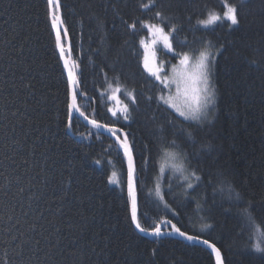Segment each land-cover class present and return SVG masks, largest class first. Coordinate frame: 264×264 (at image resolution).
<instances>
[{
    "label": "trees",
    "instance_id": "1",
    "mask_svg": "<svg viewBox=\"0 0 264 264\" xmlns=\"http://www.w3.org/2000/svg\"><path fill=\"white\" fill-rule=\"evenodd\" d=\"M59 3L68 29L62 41L79 65L76 104L85 117L127 134L141 225L151 230L170 220L214 245L223 264H264V253L250 248L255 229L264 231V0H155L147 9L141 4L152 0ZM225 3L237 7V25L198 24L223 13ZM156 11L168 17L169 26L176 24L177 53L216 51V103L212 117L195 128L194 142L181 133L188 125L180 119L174 135L165 124L171 111L157 105L162 86L145 72L139 45L147 30L132 36L123 23L135 17L158 22ZM160 59L167 74L179 57L167 52ZM133 91L136 104L126 95ZM68 103L47 0H0V264H215L201 245L136 233L122 151L75 116L67 129ZM125 104L131 111L127 121ZM120 132L115 135L122 140ZM165 137L188 154V171L202 177L187 199L178 175L165 172L158 183L161 156L174 151ZM113 172L115 185L108 182ZM220 179L242 198L230 213L229 203L213 193ZM198 202L203 211H197ZM248 204L254 224L236 214ZM161 228L169 230V224ZM25 239L30 242L17 247Z\"/></svg>",
    "mask_w": 264,
    "mask_h": 264
},
{
    "label": "snow or ice",
    "instance_id": "2",
    "mask_svg": "<svg viewBox=\"0 0 264 264\" xmlns=\"http://www.w3.org/2000/svg\"><path fill=\"white\" fill-rule=\"evenodd\" d=\"M154 4L155 0H152L151 5L142 3L141 7L147 9L150 6H154ZM47 7L49 9L51 26L55 30V47L59 53L60 60L63 62V68L67 74L68 89L71 93V102L67 104V123L65 125L67 129L71 130L73 127L74 113L84 116V113L80 111L76 104V97L78 94L76 89L79 86V65L74 61L70 64L69 59L67 58L70 53V49L66 50L62 41V35L64 38H67L68 29L64 27V20L62 19L61 15H59L61 7L59 0H47ZM224 7L225 11L223 12V16L212 13L208 15L206 19L199 20L198 24L203 27H207L209 25L215 24L218 21L226 20L230 22V25H237L239 23L237 7L229 3H225ZM154 19L158 22L142 20L139 17H135L132 19L131 23H129L127 20L123 21V23L126 25L129 34L132 36L137 35L142 30H147L146 37L140 38L139 45L144 50L143 68L145 72H147L149 77L154 78V80L158 82L160 86H162V94L156 98L157 105L158 107L160 105H166L167 108L165 111H167V109H171V112L168 113V118L166 119L165 124L174 130L173 134L175 135L177 119H180L181 124L186 123L188 125V129H181V133L185 135L187 141L194 142L195 128L199 127L202 122L208 118L209 112L215 107L216 92L211 83V68L216 60V55L212 53L210 47L205 48L199 52L196 62L193 63L192 58L187 52L180 54L175 51L173 40L174 34L178 31L176 24L173 23L169 26L166 23L168 17H165L161 11L155 12ZM62 28L63 33H61ZM165 28H168V31H165ZM160 44L163 45V48L166 49L168 53H172L173 57H179V63L177 65H173L172 67L171 76L164 74L165 66L163 64L155 63L156 46ZM21 79H23V77H21ZM173 84L176 85L175 94H172L171 92V86ZM24 86L26 88L31 87V85L27 83ZM164 89H168L167 95L163 94ZM126 95L132 104L137 103L134 91L127 92ZM148 99L151 100L152 97H149ZM109 111H112V109H109ZM173 113L175 114L174 116ZM12 114L14 116L17 115L15 112ZM112 114L113 116L117 115L116 112H113ZM122 115L125 121L131 118V111L128 104L123 106ZM85 119H87V117H85ZM153 119H155V117H153ZM89 123L93 126V128L96 129L106 127L105 125L97 123L96 120H90ZM107 130L113 134L119 132V129L113 130L108 128ZM160 131L162 133L165 131V125L162 124L160 126ZM164 141L167 143L169 148L174 149V151H169L166 153L168 157V166H170L182 177L184 181V196L187 199L191 196V191L195 190V188L200 185L202 182V177L201 175L197 174L195 169H193L191 172L188 171V167L191 163L188 154L182 151L181 146L176 143L175 139L167 141L165 137ZM116 142L119 144L120 149L123 150L124 155L127 158L128 196L131 201L132 223L135 225L138 231L145 233L146 235H153L156 237L165 235L159 224L155 228L148 230L144 228L139 222L137 218L135 192L136 165L133 159L132 149L127 139V134H124L123 140H121L119 135H117ZM203 147L204 146H202V148ZM97 163H99V161H97ZM164 169L165 165H161L162 174L164 173ZM115 177L116 173L113 172L108 178V182L117 183ZM209 182L211 183V181ZM20 191H23V189H20ZM213 193L214 196L216 194L220 195L222 203L225 201L229 203L230 207L226 209V211L229 213L232 211L231 206H238L242 202V198L240 194L236 192L233 184L223 179L218 180V186L213 188ZM156 194L161 199H163L159 185H157ZM164 206L167 208V203H165ZM197 211H203V206L199 202L197 203ZM176 214V212H173V215ZM236 214L241 218L242 221H246L249 224L255 223V217L252 213L250 204L242 208L237 207ZM162 223L171 224V232L167 233L168 235L176 233L189 241L198 239L197 236L186 234L170 220H165ZM204 227L210 228L211 225H204ZM255 232L258 233V235L250 237V240H255V243H252L250 248L257 253H264V231L257 227ZM21 235H23V233ZM16 239V236H12V240ZM29 242V239H25L20 244H18L17 247L23 248ZM35 243L38 245L39 240H36ZM203 243L207 244L208 247L211 248L215 253L216 264H221V254L219 250L214 245L209 244L207 240H204Z\"/></svg>",
    "mask_w": 264,
    "mask_h": 264
},
{
    "label": "water",
    "instance_id": "3",
    "mask_svg": "<svg viewBox=\"0 0 264 264\" xmlns=\"http://www.w3.org/2000/svg\"><path fill=\"white\" fill-rule=\"evenodd\" d=\"M59 15H61V13H60V11H59ZM50 18V17H49ZM53 33H54V37H55V30L53 29ZM61 33H63V28L61 29ZM63 36V35H62ZM66 40H67V38H65ZM67 42V41H66ZM68 49V43H67V46H66V50ZM58 52V51H57ZM58 55H59V53H58ZM67 58L69 59V63L71 64L72 63V58H71V54L69 53V55L67 56ZM62 62V61H61ZM62 65H63V62H62ZM65 75H66V78H67V74H66V72H65ZM69 90V89H68ZM69 102H71V93L69 92ZM74 116L76 117V118H78L84 125H86V126H88V127H90V128H92V129H94V130H96V131H98V132H100L101 134H103V135H105V136H108L115 144H116V146L120 149V147H119V144H117V142H116V135L115 134H113L112 132H109L107 129L108 128H111V129H113V130H116L115 128H113V127H109V126H106L105 128H101V129H96V128H93V126L89 123V121L91 120V119H89V118H87V119H85V116H80L78 113H74ZM100 124V123H99ZM120 132V131H119ZM121 134H122V137L124 138V133H122V132H120ZM123 140V139H122ZM121 151H122V153H123V155H124V152H123V150L122 149H120ZM124 157H125V161H126V166H127V186H128V164H127V158H126V156L124 155ZM135 192H136V187H135ZM137 206H138V204H137V195H136V210H137ZM130 207H131V201H130ZM130 211H131V208H130ZM130 214H131V212H130ZM132 221V220H131ZM165 221V220H164ZM163 222V221H162ZM160 223L159 225L160 226H162L164 223ZM132 225H133V228H134V230L136 231V233L139 235V236H141V237H155V236H153V235H146L145 233H141L140 231H138L137 229H136V227H135V225L132 223ZM164 233H165V235H162V236H160V237H165V238H173V239H176V240H179V241H182V242H187V243H191V244H197V245H201V246H203V247H205V248H207L208 250H209V252L211 253V255H212V257H213V260H214V263L216 264V255H215V253L212 251V249L211 248H209L208 247V245L207 244H204L203 243V239H201V238H198L197 240H193V241H189V240H187V239H185L184 237H181V236H179L178 234H176V233H172L171 235H168L167 233H170L171 232V224H169V230H166V231H163ZM189 235V234H188ZM210 244V243H209ZM221 258V257H220ZM221 264H223L222 263V258H221Z\"/></svg>",
    "mask_w": 264,
    "mask_h": 264
},
{
    "label": "rangeland",
    "instance_id": "4",
    "mask_svg": "<svg viewBox=\"0 0 264 264\" xmlns=\"http://www.w3.org/2000/svg\"><path fill=\"white\" fill-rule=\"evenodd\" d=\"M224 11H225V10H224ZM216 14H218V13H216ZM219 15L223 16V13H220ZM221 21H225V20H221ZM218 22H220V21H218ZM218 22H216V23H218ZM216 23H215V24H216ZM215 24L209 25V26H207V27H203V26H201V25H200V26L203 27V28H209V27H211V26H213V25H215ZM149 40H150V38H149ZM206 48H209V47H206ZM204 49H205V48H204ZM204 49H203V50H204ZM210 50L212 51L213 54L216 55V51L212 50L211 48H210ZM164 53H167V50L163 48V45H162V44L157 45V46H156V53H155V63H156V64H164V61L160 59V56H161L162 54H164ZM198 55H199V52L196 53V54H189V56L192 58V62H193V63L196 62V59L198 58ZM178 63H179V59H178V61H177L175 64H173V65H177ZM173 65L170 67V69H169V71H168V73H167L166 75H168V76H171V75H172V71H171V70H172ZM211 83H212V78H211ZM164 90H165V91L163 92V94L167 95V94H168V89H164ZM171 92H172V94H175V92H176V85H175V84H173V85L171 86ZM115 102H116V104H119L121 101H115ZM121 104H122V102H121ZM163 106L167 108L166 105H163ZM169 110L171 111V109H169ZM110 112L112 113L113 110L110 111ZM212 113H213V109L209 112V114H208V118L205 119L202 123L208 121V120L212 117ZM167 152H169V151L166 150V151L162 154L161 159H160V163H159V177H158V183L160 182V177L162 176V173H161V165H165L164 173H165V172H170V173H173L174 175H178L179 178H180V180L183 181L182 177H181L178 173H176V172H175L170 166H168V157H167V155H166ZM186 174H187V173H186ZM111 175H112V174H111ZM111 175H110V176H111ZM115 178H116V180H117V175H116ZM117 182H118V181H117ZM183 182H184V181H183ZM111 184L115 185V183H111Z\"/></svg>",
    "mask_w": 264,
    "mask_h": 264
}]
</instances>
